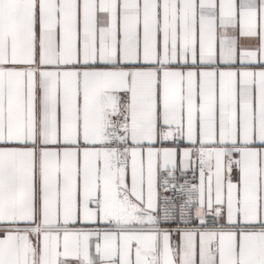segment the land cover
<instances>
[{
    "label": "snow or ice",
    "instance_id": "1",
    "mask_svg": "<svg viewBox=\"0 0 264 264\" xmlns=\"http://www.w3.org/2000/svg\"><path fill=\"white\" fill-rule=\"evenodd\" d=\"M0 264H264V0H0Z\"/></svg>",
    "mask_w": 264,
    "mask_h": 264
}]
</instances>
